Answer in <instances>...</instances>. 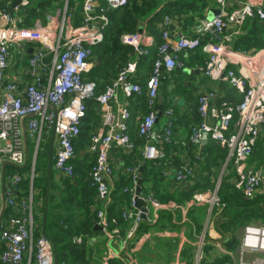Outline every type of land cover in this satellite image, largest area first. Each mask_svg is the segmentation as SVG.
Wrapping results in <instances>:
<instances>
[{
  "label": "built area",
  "instance_id": "built-area-1",
  "mask_svg": "<svg viewBox=\"0 0 264 264\" xmlns=\"http://www.w3.org/2000/svg\"><path fill=\"white\" fill-rule=\"evenodd\" d=\"M129 1L83 0L79 25H73L76 7L70 5V0L57 7L55 13L46 14V23L36 22L33 26L13 14L9 5L0 6L3 21L0 25V261L3 264H55L53 243L44 235L35 236L38 190L35 194L34 181L38 177V154L43 140L55 128L53 166L64 177L75 176L76 142L82 133L90 99L96 100L101 109V125L92 133L89 148L96 154L90 177L97 191L96 205L92 207L97 224L125 249L143 220V210L136 207L137 197L147 202V217L149 206L163 210L178 208L174 202L166 203L151 193L138 192L140 175L134 165L127 168L131 184L123 189L130 194V206L122 208V217L133 221L126 236L121 235L118 222L107 212L116 185L112 152L115 149L132 152L139 147L129 131V104L120 100V93L127 99L135 95L145 98L148 112L138 127V137L144 140L141 153L145 160L161 164L163 174L168 175L163 145L176 142L175 112L167 108L166 119L157 129L158 97L164 73L182 66L181 51L201 49L206 55L204 74L214 81H226L242 94L238 103L227 100L217 103V91L201 93L200 120L192 127L189 144L202 146L212 140L225 147L227 162L235 173V185L246 198H253L264 185V169L249 164L264 130V47L250 51L234 46L235 35L241 34L247 19L264 22V0H211L220 13L199 19L194 28L196 36L172 37L169 15L160 24L159 42L145 30L123 32L121 43L131 46L137 56H154L151 74L141 84L137 80L138 61H129L99 92L97 81L87 77L94 47L104 41L112 22L111 13L127 6ZM29 3L22 0L21 5ZM232 3L236 7L229 12ZM14 52L28 57V81L7 79L6 71L12 65ZM31 114L34 116L29 117ZM29 141L35 148L31 172L24 170L31 158ZM5 161L8 164L4 167ZM174 175L176 181L192 185L196 173L191 164L185 163L175 169ZM193 200L207 203L211 215L215 207L222 210L217 190L196 191ZM100 203L103 207H99ZM222 235L207 239L204 232L195 242L193 260H179L175 264H211L214 257L206 253L208 245L225 256L221 264H264V223L256 221L243 226L235 250L227 246L233 234L227 233L224 238ZM75 240L82 242L81 237Z\"/></svg>",
  "mask_w": 264,
  "mask_h": 264
},
{
  "label": "crops",
  "instance_id": "crops-1",
  "mask_svg": "<svg viewBox=\"0 0 264 264\" xmlns=\"http://www.w3.org/2000/svg\"><path fill=\"white\" fill-rule=\"evenodd\" d=\"M14 1L15 0H0V4L9 5L10 10H13V14L22 17L26 25L33 26L36 22L42 24L46 23V14L55 13L57 7L65 5L66 0H29L30 3L28 5L13 6ZM73 1L77 2L75 5L73 4V7L78 8V6H80L78 14L75 13L76 9L74 11L75 19H77L76 25H79L81 22V6L83 0ZM145 1L146 0H136V2L141 5ZM176 2L177 0H164L160 9L150 18H145L144 16L139 17L136 22V31L140 29L145 30L148 34L153 35L156 41L159 42L161 41L160 24L164 16L169 15L172 18L170 25L172 37L177 38L181 34L196 36L197 33L194 28L198 24L197 21L201 18L210 17L212 11L218 9L216 6L206 5L201 11L203 16H198L199 18L196 19V16H192L191 13L176 11ZM173 3L175 4L172 5ZM23 6L29 7L21 11L20 8ZM235 7L236 4L232 3L228 11L231 12ZM124 8H126V6L111 13V18L113 20L106 31L105 39L102 43L94 47V54L91 58L92 68L87 74V77L97 81L99 92L105 89L106 85L118 75L120 69L129 61H138L137 80L143 85L146 83L152 71L153 55L139 57L135 54L131 46L124 45L119 41L120 37L117 40L114 39V33ZM191 17H193V20H190ZM2 24L3 21L0 19V25ZM116 45L118 48L115 50L113 48H115ZM236 45L245 47L250 51L263 48L264 22L258 18L247 19L241 34L235 35L234 46ZM98 49L104 50L105 60L110 61V63L107 64L108 67L105 74L99 73L94 75L95 67H104L95 66L94 64V56ZM135 56L137 58H135ZM205 59L206 55L201 49L195 51H181L180 61L182 66L176 68L174 71L165 72L162 77L158 97L160 119L156 123V128L160 129L162 127L166 119L165 110L167 108H173L175 112V125L173 131L176 142L163 145L166 151L165 162L169 167L168 175L163 174L164 168L161 164L145 160L141 153L144 140L138 137V127L140 119L148 112L145 98L138 95L129 99L124 97V100L129 104L131 110V118L128 123L129 131L140 148L138 147L135 152L122 149L113 150L112 161L116 167V185L112 202L107 207V212L112 219H116L118 222L117 225L120 228L121 235L123 237L126 236L132 227L133 221H126L122 217V208L124 206H130L126 199L122 197L123 194H125L123 193L124 187L129 186L132 180L131 174L127 171V168L134 165L138 167L139 175H142L141 192L144 194L151 193L163 202H174L178 205L176 209L164 210L149 206V216L146 220L143 219L142 221H148L150 226L145 228L146 230L142 232L138 229L139 232H136L129 246L125 249L121 248V243L118 239H113L108 232L104 231L97 224L95 214H92L89 210V208L92 209V207L96 205L97 196L95 187L91 185L90 177L91 165H93L96 160V154L92 153L89 148L92 133L101 125V109L96 100L90 99L87 101V116L82 127V134L76 142L77 156L74 164L77 173L74 177H71V179L70 177H64L59 172L55 175L54 181L56 185L53 188L51 187L50 201L47 210L48 220L45 225L46 233L52 238V235L61 232L63 227H68L72 230L70 236H68V238L70 237L72 239V248L69 249V252L75 248L84 251V248L87 247V250L84 251L86 260L90 258L92 259L91 263L98 264H137L153 261L163 264H175L179 260H193L196 252L195 242L204 232H206V236L207 234L209 235L210 239L212 236L219 237L222 234L216 228L215 223L208 227L209 221L207 225H205L204 222L202 225L203 229H193V231L191 229L190 233L184 228L185 223H182V221H190L189 223H191L192 220H189V217L195 207H200L202 209L203 220L205 219V211L202 207L206 209V212L210 216L211 211L209 205L207 203L195 202L193 200V193L196 191L208 190H217L219 192L217 187L222 183V174L221 177H218L220 180L215 188H213L215 185L212 187L210 184V177H207L208 183L205 187L195 188V185H193L194 183L189 185L176 181L174 175L175 169L185 163L191 164L195 169V173L198 174L199 170L202 169L204 165L206 166L207 163L216 162V160L218 161L222 158L218 154L215 155L216 157H212L217 151H220L223 154L225 162V174L231 170L234 178L233 182L235 184V173L232 164L227 162V150L225 147L212 140L202 146L189 144L192 127L200 120L198 98L201 93L212 90L217 91V103L221 100H227L231 103H238L242 100V94L237 89L231 87L226 81H214L204 74L202 67L205 64ZM101 64H103V61H100L98 65ZM115 66L120 68L119 71L117 70L118 72L116 71L117 73L113 72ZM27 67L28 57L14 52L12 65L6 71L7 79L28 81L30 77L27 73ZM121 94L122 93H120V95ZM85 130L88 133H83ZM81 145H83V147L86 146V150L84 154L79 155L78 149ZM257 145L262 147L261 152L260 154H255V147L249 162L251 163L250 165L262 167L264 169V130L260 134ZM83 170L84 172H81ZM207 172L202 173L201 177L207 174ZM225 174L223 173V176ZM195 177L197 178V176ZM67 183H69L68 188L66 187ZM198 184H200V182H198ZM89 192L94 194L90 195ZM42 203L43 200L38 203V207L42 206ZM99 207H103V205L100 203ZM216 209L217 207L214 208L212 214H214V211L216 212ZM90 214L92 216H90ZM216 215H219V211L216 212ZM92 218L93 226L91 227H93L94 232L90 233L88 226L84 223L90 221ZM49 221L52 222V226L47 229V222L49 223ZM36 223L37 231H39L38 233L43 235L44 218H42L41 221L40 217L36 216ZM182 224L184 227H180ZM242 228L243 227H241L240 231ZM238 231L235 235L232 233L234 232L233 230L228 233L233 234V238L236 239ZM198 234L201 235L198 236ZM75 237H81L82 242H77ZM229 245L230 243L227 244V246ZM98 252L100 253L98 254ZM154 257H157L160 261L154 259ZM65 263L63 262L62 264ZM0 264L3 263L0 261ZM76 264L86 263L83 260H79Z\"/></svg>",
  "mask_w": 264,
  "mask_h": 264
},
{
  "label": "trees",
  "instance_id": "trees-1",
  "mask_svg": "<svg viewBox=\"0 0 264 264\" xmlns=\"http://www.w3.org/2000/svg\"><path fill=\"white\" fill-rule=\"evenodd\" d=\"M199 1H202L203 3L201 5L198 4ZM157 2V0H146L142 5L136 2V0H130L126 8H124L123 13L121 15L120 21L118 22L117 29L114 33V39H119L120 35L123 32L126 31H136V22L139 17H143L145 15V11L147 7L151 4H154ZM77 2L71 0L70 4L71 6H74ZM74 4V5H73ZM173 3L172 5H174ZM207 5L206 0H177L176 2V11L178 12H186L190 13L191 11L199 10V16H203V13L201 11L203 8ZM0 6H5L0 4ZM29 6L21 7L22 10L28 9ZM119 10V9H117ZM115 10V11H117ZM80 6L76 8L75 13H79ZM114 11V12H115ZM113 13V12H112ZM112 16V14H111ZM200 17V18H201ZM113 20V19H112ZM190 20H193V17H191ZM25 22V21H24ZM243 38V37H242ZM241 38V39H242ZM120 41V39H119ZM237 47L245 48L240 45H236ZM118 46L116 45L115 48L117 49ZM247 49V48H245ZM98 53H102L103 56L104 50L98 49ZM124 58V57H123ZM199 99V98H198ZM199 108V104H198ZM197 114V113H196ZM85 132H87L85 130ZM84 133V132H83ZM82 134V133H81ZM85 142V141H84ZM48 149L49 145L46 150V159H45V166H47L48 162ZM135 152V151H134ZM40 154V152H39ZM38 154V155H39ZM38 163V162H37ZM93 164V163H92ZM10 166V165H9ZM93 166V165H91ZM92 168V167H91ZM77 172H75L76 175ZM71 179V177H70ZM36 181V178H35ZM34 181V185H35ZM128 182V181H127ZM29 181H25L24 186H28ZM125 193V194H123ZM123 197L126 201L130 202V194L123 191ZM91 195L92 192H89ZM94 194V193H93ZM92 194V195H93ZM219 197L221 199V205H222V213L221 215L216 219V228L224 235H226L229 230H233L236 232L241 227L245 226L246 224H249L251 222L255 221H261L264 223V190L262 193L256 194L253 198H246L243 194V192L239 189H237L236 185L234 184L233 180L230 179L229 175L224 176L223 181L221 183V186L219 188ZM89 210L92 212V209L89 208ZM92 214H94L92 212ZM90 216H92L90 214ZM88 226V228H92L93 226V218L90 221L85 222ZM52 226V222L49 221V227ZM150 226V223L148 221H141L139 225V229L142 227L145 229ZM146 230V229H145ZM39 231L35 232V236H40L38 233ZM72 232L71 229L68 227H63L61 232H58L56 234H53V238L57 244L58 249V262L59 264H62L63 262L65 264H76L79 260L85 259V253L83 250L80 251L79 248H75L69 252L70 248H72V239L67 237V235L70 236V233ZM236 239L233 238L230 243V246L235 243ZM70 259V260H69Z\"/></svg>",
  "mask_w": 264,
  "mask_h": 264
},
{
  "label": "rangeland",
  "instance_id": "rangeland-1",
  "mask_svg": "<svg viewBox=\"0 0 264 264\" xmlns=\"http://www.w3.org/2000/svg\"><path fill=\"white\" fill-rule=\"evenodd\" d=\"M206 2H207L208 6H212L213 5L211 0H206ZM163 3H164V0H157V2H155L154 4L149 5L147 7L146 11H145L144 17L145 18H150L153 14H155L160 9V7H161V5ZM202 3H203L202 1L198 2L199 5H201ZM199 12H200L199 10H196V11H191L190 13H191L192 16H196V19H197V18H199L198 17L199 16ZM76 21H77V19H75L73 21L74 25H76ZM102 53L101 54L97 53V52L95 53L94 64H95V66H104V67H102V68H96L95 67L94 68V72H95L94 75L99 74V73L105 74L106 73V69L108 67L107 64L110 63V61H108V60L106 61L105 60V56H103ZM135 58H137V57L135 56ZM100 61H103V64L98 65ZM119 69L120 68H118V66H115L114 70L113 69L112 70H113V72L117 73L119 71ZM109 73H111V72H109ZM120 100L122 102L125 101L123 94L120 95ZM83 132L84 133H88V132H85V131H83ZM51 135H52V133H50L48 135V137L43 140V142L41 144V148H40V154L38 155V163L36 165V172L38 173V177L36 178V181H35V194H36V190H38V192L35 195L36 196L35 212H36V216H39L41 221H42V218H44L45 206L47 204L46 198H47L48 187H49L50 192H49V195H48L47 209H48V205H49V201H50L51 187L53 188L56 185L55 181H54L55 180L54 178H55V175L58 173V171L53 166V169H52V171L50 173V176H48L47 166H45V159H46V154L45 153H46L47 147L49 145V141H50ZM29 147H30V151H31V154H30L31 158L29 160V164L24 168V170H29V172H31V170L33 168V155H34V154L32 155V151L35 152L34 144H33L32 141H29ZM85 148H86V146L83 147V145H81V147L78 149L79 155L85 153V150H86ZM261 148L262 147L260 145H257L255 154H260ZM217 154L220 157H222V158L219 159L218 161L216 160V162L207 163V165L206 166L204 165L203 168L199 170L198 174H196L197 178L195 177L194 184H193V185H195V188L196 187L197 188L205 187L207 185V183H208L207 177H210V184L212 185V187H213V185H215L213 188H215L216 184L219 182L220 178H218V177H221V174H222L223 178H224V176L229 175L230 179H232V180L234 179L233 178V174L231 173V170L229 172H227V174H225L226 171H225V162H224L223 154L220 151H217V153L214 154V156H212V157H216L215 155H217ZM249 164H251V163L249 162ZM81 172H84V170L81 171ZM204 172H207V174H204V176L201 177L202 173H204ZM223 173L225 174L224 176H223ZM221 180L223 181V179H221ZM198 182H200V184H198ZM220 186H221V184L217 188L219 189ZM66 187L67 188L69 187V183H67ZM263 190H264V185H263V187H262V189H261V191L259 193H262ZM42 200H43L42 206L38 207V203H40V201H42ZM202 208L205 211V219L204 220L202 219L203 218V216H202V212L203 211H201L202 209L200 207H195L193 212L191 213V215L189 217L190 218L189 220H192L191 223H189L190 221H186V222L182 221V223H185L184 224L185 227L183 226V224L180 225V227L186 228V230L190 233L191 229H192V231H193V229L194 230L195 229L196 230L203 229L202 225L204 224V222H205V225H207L208 221H209L208 227L211 226V222H214L216 224V219L221 215L222 210L219 211V209H216V212L219 211V215H216V212L214 211V214H212V215L210 214V216H209V214L206 212V209L204 207H202ZM259 222H261V221H259ZM186 223H187V225H186ZM205 225H204V227H205ZM47 229H49V223L48 222H47ZM240 229H238L239 231L237 230L238 234L236 236L235 243H233V245H231V246L229 245V248H231L232 250H235L237 245H238L239 237H240V234H241V231H242V230L240 231ZM139 230L141 232L145 231V229L143 227L141 229H139ZM89 231H90V233H93L94 232L93 231V227L90 228ZM229 231H231V230H229ZM237 231L236 232H232V233L235 235L237 233ZM200 235L198 234V236H200ZM68 236L69 235H67V237ZM189 236H190V234H189ZM224 237L225 236L222 235V238H224ZM207 238L210 239L208 234H207ZM187 247H186V250H187ZM84 249H85L84 251H86L87 247H85ZM99 253L100 252H98V254ZM206 253L208 255H210L212 253V255H210V258L212 256L214 257V260H213V262L211 264H221L224 261L223 258L225 256L222 255V253L218 249H216L214 246L208 245V247L206 248ZM166 254H167V252H166ZM154 259L159 260V259H157V257H154ZM91 260L92 259H90V258H87V260H86V255H85V259L83 261H85L86 264H88V262H89V264H98V263H91ZM230 262H232V261L230 260Z\"/></svg>",
  "mask_w": 264,
  "mask_h": 264
},
{
  "label": "water",
  "instance_id": "water-1",
  "mask_svg": "<svg viewBox=\"0 0 264 264\" xmlns=\"http://www.w3.org/2000/svg\"><path fill=\"white\" fill-rule=\"evenodd\" d=\"M22 4V0H15L14 3H13V6H19ZM220 13V9H214L211 13V16L210 18L214 17L215 15L219 14ZM34 114H31L29 117H33ZM55 137H56V130L55 128L53 129L52 131V137H51V140L49 142V151H48V162H47V173H48V176H50V173L53 169V148H54V145H55ZM7 161L4 162V167L7 165ZM141 179H142V175H140V180H139V186H138V192H141ZM49 187H48V190H47V204H48V195H49ZM137 202H136V207L138 208H141L143 210V213L141 214V217L142 219L146 220L148 217L146 215L148 209L146 207V204L147 202L140 198V197H137ZM3 205L5 206V200L3 199ZM47 204L45 206V212H44V226H43V235L45 237H47L52 243H53V246H54V251H55V264H58V257H57V245L55 243V241L53 240V238L51 236H49L46 231H45V225H46V221H47ZM1 218H2V214L0 216V221H1Z\"/></svg>",
  "mask_w": 264,
  "mask_h": 264
},
{
  "label": "flooded vegetation",
  "instance_id": "flooded-vegetation-1",
  "mask_svg": "<svg viewBox=\"0 0 264 264\" xmlns=\"http://www.w3.org/2000/svg\"><path fill=\"white\" fill-rule=\"evenodd\" d=\"M55 149H56V146L54 145V148H53V155H54V151H55ZM48 151H49V149H48Z\"/></svg>",
  "mask_w": 264,
  "mask_h": 264
}]
</instances>
